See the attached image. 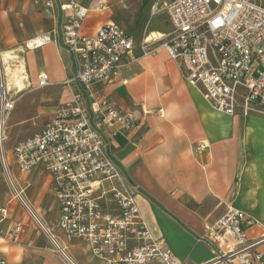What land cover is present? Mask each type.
I'll return each instance as SVG.
<instances>
[{"label":"built area","instance_id":"built-area-1","mask_svg":"<svg viewBox=\"0 0 264 264\" xmlns=\"http://www.w3.org/2000/svg\"><path fill=\"white\" fill-rule=\"evenodd\" d=\"M95 1L64 0L59 6L65 16L61 40L75 63V77L65 82L71 101L61 104L40 132L14 145V164L23 174L42 167L51 176L60 213L56 227L63 239L51 229L47 232L64 263L78 264L69 253V243L79 240L99 264H176L168 241L157 237L146 223L104 137L103 131L129 132L141 125L130 112L97 92V84L112 82L132 59L134 38L115 23L84 36L82 30ZM35 4L40 5V0ZM42 6L53 9L51 0H43ZM98 7L106 8L103 3ZM164 12L172 31L154 48L144 40L142 57H154L162 48L213 111L264 118V0H169ZM52 42L53 36L47 33L28 40L26 48L37 50ZM38 82L39 88L49 86L48 74H41ZM75 84L80 86L77 91L72 87ZM15 103L0 59V160L14 197L29 210L6 151L8 119ZM86 103L94 109L93 118ZM209 147L204 140L194 151L201 154ZM7 214L1 207L0 226ZM256 224L232 205L221 218L207 222V238L226 248L210 264L235 260L264 264V254L256 251L264 235L254 241L248 238V230ZM24 232L21 223L9 228L11 238ZM0 264L9 263L3 259Z\"/></svg>","mask_w":264,"mask_h":264},{"label":"crops","instance_id":"crops-1","mask_svg":"<svg viewBox=\"0 0 264 264\" xmlns=\"http://www.w3.org/2000/svg\"><path fill=\"white\" fill-rule=\"evenodd\" d=\"M35 1L0 0V24H23L27 38L47 32L53 36L54 42L36 52L45 64L35 87L38 91L45 90L41 91L44 96L39 98V115L45 119L42 125H36V128L42 127L40 132L56 109L71 101V90L65 82L75 77L76 71L73 57L68 55L61 40L65 16L59 6L64 0H51L53 9L45 8L47 11L39 8ZM168 1H95L82 34L91 37L106 24L115 23L134 38L132 59L124 63L112 82L99 83L96 89L99 96L110 98L117 107L135 116L141 128L119 133L103 131L104 137L110 154L132 188L146 223L157 237L163 236L168 241L176 264H210L222 257L226 248L211 242L204 227L207 222L221 218L228 206L239 207L257 221L248 230L251 241L264 235V118L230 117L213 111L198 91L185 82L180 67L162 48L154 57H142L140 47L144 40L154 48L163 44L172 31L164 12V4ZM99 3L106 8H99ZM159 4L163 5L160 12ZM146 27L148 35L139 41L133 31ZM6 33V29H0V37ZM45 73L50 85L39 88V76ZM28 81L29 75L25 81L29 89ZM72 87L76 91L80 89L77 84ZM87 107L93 118L94 109L89 104ZM21 140L24 139L15 144ZM204 140L210 147L201 154L196 153V145ZM11 167L15 181L24 191L35 189L27 196L35 213L43 216V210L55 204L58 222V202L46 170L39 167L23 174L14 160ZM51 198L55 199L53 203ZM7 212L9 214L8 209ZM226 238L232 241L229 236ZM69 248L73 260L76 251L92 256L82 241L74 240ZM256 251L264 254V243L258 245ZM3 259L9 264H39L42 261L43 264H64L54 255L44 260L38 256L31 257L30 261L21 256L11 262L5 257L0 261ZM219 264L239 263L235 260Z\"/></svg>","mask_w":264,"mask_h":264},{"label":"rangeland","instance_id":"rangeland-1","mask_svg":"<svg viewBox=\"0 0 264 264\" xmlns=\"http://www.w3.org/2000/svg\"><path fill=\"white\" fill-rule=\"evenodd\" d=\"M42 2L43 0L40 1L39 8L47 11V9L42 6ZM159 5L158 12L163 8L162 4ZM22 25L21 23L0 24V29H6L7 32L4 37H0V52L4 50L9 51L18 57L11 62V68L19 72L21 65L24 64L25 70L29 75L28 84H30L28 91L19 93L18 95L11 94L13 98H16V107L8 119L7 127L8 141L6 143V151L8 152L9 165L13 163L12 153H10L9 150L13 147L15 142L19 139L29 138L32 134L38 132L42 127L36 128V125H42L45 120L39 115V98L40 96L41 98L44 96L41 91L45 90H35L37 76L44 69L45 64L43 65L36 55L38 50H27L26 45L31 38L26 37V27ZM35 25H39V23H35ZM133 33L139 41H142L148 35L147 27L144 30H135ZM5 65L7 66L8 64L6 63ZM45 104L42 105L45 108L50 105H47V103L45 106ZM33 182L39 185L36 179H33ZM33 192H35L34 188L29 191H24L25 198ZM35 195L36 198L39 199L38 194L35 193ZM50 200V202L53 203L55 199L51 198ZM27 201L31 206L28 198ZM1 206L7 207L9 216L0 226V230H2V233L0 231V258L5 257L11 262L14 259H19L21 256L26 258L27 261H30L32 260L31 257L34 256H38L39 259L44 260L54 255L56 257L58 256L59 260H61L47 232V230L51 229L58 238H61V240L63 239L60 231L56 227L58 218L57 206L55 204L47 206L42 212L43 216L35 213L39 222L36 216L31 214L25 205L14 197V191L8 182L0 160V207ZM32 210L34 211V208H32ZM18 223L23 225L25 232L17 238H11L8 229ZM73 256L75 257V261L77 260L76 262L79 264H97L91 255L84 254L83 251H76L73 253ZM61 261L63 262V260ZM39 264H43V261L39 262Z\"/></svg>","mask_w":264,"mask_h":264},{"label":"bare ground","instance_id":"bare-ground-1","mask_svg":"<svg viewBox=\"0 0 264 264\" xmlns=\"http://www.w3.org/2000/svg\"><path fill=\"white\" fill-rule=\"evenodd\" d=\"M33 42H29V45L31 46ZM51 44V43H49ZM15 55H13L12 52L9 51H1L0 52V59L3 62V67H4V73H6L7 77V87L10 91L11 94H19L27 91L28 86L26 85L25 81L28 79L27 72L25 70L24 64L21 65V69L19 72L16 70H12L11 62L14 61V59H17ZM8 64L7 66L5 64ZM24 194V192H23ZM28 202V201H27ZM29 204V203H28ZM30 213L35 214V212L32 210L31 206L29 205Z\"/></svg>","mask_w":264,"mask_h":264}]
</instances>
